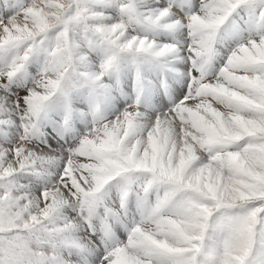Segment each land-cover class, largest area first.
<instances>
[{"label": "snow or ice", "instance_id": "6c2138e0", "mask_svg": "<svg viewBox=\"0 0 264 264\" xmlns=\"http://www.w3.org/2000/svg\"><path fill=\"white\" fill-rule=\"evenodd\" d=\"M0 264H264V0H0Z\"/></svg>", "mask_w": 264, "mask_h": 264}]
</instances>
